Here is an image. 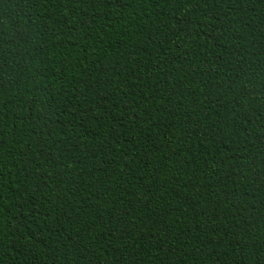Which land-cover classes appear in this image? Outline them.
<instances>
[{"label": "trees", "instance_id": "16d2710c", "mask_svg": "<svg viewBox=\"0 0 264 264\" xmlns=\"http://www.w3.org/2000/svg\"><path fill=\"white\" fill-rule=\"evenodd\" d=\"M0 264H264V0H0Z\"/></svg>", "mask_w": 264, "mask_h": 264}]
</instances>
